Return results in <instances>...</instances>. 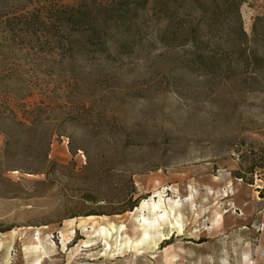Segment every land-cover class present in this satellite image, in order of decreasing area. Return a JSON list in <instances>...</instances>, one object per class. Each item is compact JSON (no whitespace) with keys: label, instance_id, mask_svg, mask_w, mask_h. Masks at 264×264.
Masks as SVG:
<instances>
[{"label":"rangeland","instance_id":"rangeland-1","mask_svg":"<svg viewBox=\"0 0 264 264\" xmlns=\"http://www.w3.org/2000/svg\"><path fill=\"white\" fill-rule=\"evenodd\" d=\"M84 6L93 39L52 20ZM177 9L170 45L153 0H0V264H264V74L197 68L237 62L235 15ZM151 197L182 228L126 249Z\"/></svg>","mask_w":264,"mask_h":264},{"label":"trees","instance_id":"trees-1","mask_svg":"<svg viewBox=\"0 0 264 264\" xmlns=\"http://www.w3.org/2000/svg\"><path fill=\"white\" fill-rule=\"evenodd\" d=\"M143 4L147 0H141ZM243 0H153V3L160 10V13L164 15L165 25L158 32V39L164 44H170L173 40L177 39L179 42L173 44H183L185 41H193L192 34L195 31L194 24L186 26L180 29L179 33L176 24L179 17L177 7L180 5L185 7L189 16L195 15L196 7L198 5L203 8L205 15L211 13H217L223 16L225 13H233L235 15V22L237 24V31L241 36L238 37L239 42H229L230 49L236 55L237 62H194L196 67L205 71L214 70H225L230 72H236V74H248L249 76H255L264 74V14L255 16L252 24L251 37L247 38L243 31L242 22L240 19L239 7ZM173 11V12H171ZM53 22L58 24V27L70 26L81 33H86V39H93L96 35V20L92 17L91 12L85 6L82 7H69L59 8L52 14ZM176 27V29H174ZM61 30V28H59ZM237 34V33H236ZM186 39V40H185ZM172 45V44H170ZM261 46V49L258 47ZM228 53L223 52L220 56V60H225ZM244 62H240V61ZM53 132H48L47 142L50 143ZM44 159L48 156L47 148L42 153ZM234 177L245 181L246 183L252 184V179L246 180L245 176L237 171L234 173ZM136 202L130 205V208L135 205Z\"/></svg>","mask_w":264,"mask_h":264},{"label":"bare ground","instance_id":"bare-ground-1","mask_svg":"<svg viewBox=\"0 0 264 264\" xmlns=\"http://www.w3.org/2000/svg\"><path fill=\"white\" fill-rule=\"evenodd\" d=\"M177 205L178 203L176 202H169L166 205L164 199L156 202L153 197L149 198V200H143L140 206L136 207V210H146V215L141 214V223L139 224L141 236L134 242H128L129 240L125 242L126 249H146L151 243L155 242L154 237L159 239L163 235H169L173 229L181 230V221L175 215V207ZM218 216L220 218V215ZM112 230H115L113 223H108L107 226L101 225L99 228L100 233L103 235L104 233H111ZM24 245L35 252H38L43 246L37 236L29 238ZM38 260L39 258L36 259V261Z\"/></svg>","mask_w":264,"mask_h":264}]
</instances>
